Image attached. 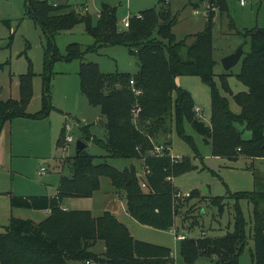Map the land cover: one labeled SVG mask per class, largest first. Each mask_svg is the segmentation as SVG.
<instances>
[{"label": "trees", "instance_id": "trees-1", "mask_svg": "<svg viewBox=\"0 0 264 264\" xmlns=\"http://www.w3.org/2000/svg\"><path fill=\"white\" fill-rule=\"evenodd\" d=\"M69 2L25 0L26 16L41 26L46 41L42 109L37 113L27 110L34 96L36 76L30 64L28 72L19 76L20 97L0 99V135L5 124L14 118H47L54 108L50 90L52 66L81 60V91L90 105L101 109L106 135L104 139L94 138L89 125L81 130L85 140L102 147L105 155H91L87 146L76 151L67 165L70 174L61 176L55 197H12L14 208L48 210L50 215L39 223L12 216L9 225L0 231V264H176L170 248L137 240L116 214L105 211L94 217L90 211L65 210L64 201L92 197L101 188V178L106 177L138 223L156 230H173L184 207L195 196H201L198 191L183 200L173 183L176 177L193 169L190 158H174L170 150L174 130L195 148L185 132V122L212 146L216 157L264 160V28L246 29L244 35L245 43L250 41V51L244 52L236 77L247 91L233 95L228 84L230 74L218 75L222 90L233 95L241 108L236 114L220 92L215 73L213 28L217 13L228 11V0H189L195 9L206 6V26L202 32L182 40L173 32L178 15L166 0L143 11L140 18H130L127 28L120 26L115 7L103 4L95 20L89 12L73 9ZM79 25L94 38V44L85 47L72 43L66 54H61L57 36ZM108 46L126 47L135 57L138 71L104 74L97 63L85 60L88 54L99 53ZM183 76L199 77L210 88V125L198 117L192 94L179 86ZM135 110H139L137 115ZM246 130L252 133L249 140L243 137ZM64 141L65 129L58 144L64 146ZM159 145L167 148L162 155L153 152ZM97 158L104 162L95 163ZM108 158L141 161L147 174L141 178V168L134 165L118 170L106 162ZM255 187L253 191L230 195L235 202L232 231L181 241L185 264H197L202 257L211 264H240L249 239L254 242L252 264H264V175H255ZM226 198L212 197L210 203L222 213ZM242 201L253 206L250 235ZM100 241L104 250L95 252Z\"/></svg>", "mask_w": 264, "mask_h": 264}, {"label": "rangeland", "instance_id": "rangeland-1", "mask_svg": "<svg viewBox=\"0 0 264 264\" xmlns=\"http://www.w3.org/2000/svg\"><path fill=\"white\" fill-rule=\"evenodd\" d=\"M86 0H72L73 9L85 12L77 7L85 4ZM159 0H87L89 14L96 17L102 4L117 7L119 22L140 16L147 9L156 7ZM172 11L178 15V23L173 32L178 40L202 32L206 26V15L196 14V9L189 0H166ZM65 3V0H62ZM228 11L218 12L213 28L214 56L217 60L215 67L216 82L220 92L228 98L231 110L239 114L241 108L235 102L233 95L247 91L236 75L242 67V60L226 71L222 60L235 53L240 47L244 52L250 51V41L245 43L246 29L264 28L263 0H248L241 6L240 0H228ZM204 8V7H202ZM95 19V18H94ZM94 38L89 35L83 25L72 31L61 33L56 38L61 54L65 55L69 44L79 43L83 46L93 45ZM45 38L41 26L26 16L25 0H0V99H18L19 76L28 72L30 64L34 73V96L28 107V112L37 113L42 109L44 95V48ZM86 61L97 63L104 74L131 73L138 71L136 59L124 46H108L99 53L88 54ZM81 60L72 62H57L52 66L50 90L52 106L50 115L45 119L14 118L6 123L0 135V231L8 226L13 217L31 219L39 223L46 215L43 211L26 208H14L12 197L54 196L58 191L61 174L69 175V160L76 154L77 142H87V152L94 156H104L105 151L93 141L85 140L81 130L89 125L94 138L104 139L105 128L100 127L101 109L90 105L81 91L79 76ZM229 73L228 84L233 95L222 90L218 75ZM179 86L188 90L194 99L196 108L202 111L203 122L211 124V94L210 88L196 76H183ZM195 108V109H196ZM104 120V119H103ZM66 127L65 137L71 135L73 142L68 149L58 144L62 129ZM243 130V126H238ZM7 129L6 139L2 135ZM185 132L193 139L195 148L183 140L174 130L170 136L171 155L175 158L188 157L193 169L173 180L184 200L187 193L201 192L194 197L190 204L184 207L176 219L174 233L186 234L189 238L202 235L217 237L232 231L234 228V205L231 194L243 191H253L255 175H264V161H253L244 157L231 159L213 155L212 146L187 122ZM10 135V138H9ZM243 137L251 139L252 133L245 131ZM161 141V138L159 139ZM163 140V139H162ZM12 146V158L7 156L8 144ZM85 142V143H86ZM65 145V142H64ZM65 162V163H64ZM104 160L97 158L95 163ZM106 162L118 170H124L132 165L140 168L142 162L131 159L108 158ZM253 165V166H252ZM45 173H41L42 169ZM142 178V177H141ZM109 178H101V188L90 198H72L64 201L68 210L90 211L94 217L103 215L105 211L116 214L121 222L126 224L132 235L140 241L157 244L170 248L176 264H185L180 252V244L176 234L171 231L156 230L138 223L128 216L122 199ZM212 197H227L225 209L210 203ZM122 200V202H120ZM193 206V207H192ZM241 209L248 221L247 233L252 228L253 206L247 201L240 203ZM194 217V219H193ZM193 219V220H192ZM198 221L192 222V221ZM196 223V224H194ZM196 225V226H195ZM195 226L193 229L190 227ZM104 243L98 242L95 252L103 249ZM254 242L249 244L240 258V264H252ZM71 264H83L72 262ZM197 264H211L210 260L202 257Z\"/></svg>", "mask_w": 264, "mask_h": 264}, {"label": "crops", "instance_id": "crops-1", "mask_svg": "<svg viewBox=\"0 0 264 264\" xmlns=\"http://www.w3.org/2000/svg\"><path fill=\"white\" fill-rule=\"evenodd\" d=\"M160 1V0H159ZM159 1H158V3L156 4V6H158V4H159ZM87 2V0L85 1V4H82L81 6L80 5H78L77 7H79L80 9H82V10H86V8H87V10H86V12H89V7H88V4L86 3ZM69 3H73L72 2V0H70V2ZM103 5V4H102ZM109 5V4H108ZM73 6V5H72ZM111 7H115L116 9H117V7L116 6H112V5H110ZM102 7V6H101ZM202 7H204V8H202V9H196V14H207L206 13V6L203 4L202 5ZM195 9V8H194ZM100 12H101V8H100V11H99V13H97L96 14V17H94L95 18V20H97V18L99 17V15H100ZM129 20H130V17L128 18ZM128 19H125V20H128ZM124 20V21H125ZM122 23H123V21L122 22H119V24H120V26H122ZM72 31V30H71ZM65 33V32H64ZM136 67H137V63H136ZM19 86V85H18ZM101 117H102V115H101ZM101 119H103V117L101 118ZM100 119V120H101ZM106 123V122H105ZM6 125V124H5ZM88 126V125H87ZM101 127V126H100ZM101 128H103V127H101ZM63 129H65L66 130V127H64ZM62 129V130H63ZM4 131H6V132H3V138H5L6 139V133L8 134V132H7V129H4ZM62 132V131H61ZM9 138H10V135H9ZM9 146H8V151H7V156H8V158H10V163H11V158H12V146H11V143L9 142V144H8ZM175 158V157H174ZM251 160V159H250ZM253 160V159H252ZM264 161V160H261V159H255V160H253V161ZM140 175L144 172L143 171V169H142V167L140 166ZM63 174H61V176H62ZM143 178V177H142ZM60 179H61V177H60ZM144 179V178H143ZM60 183V182H59ZM58 192V191H57ZM201 192H203V191H201ZM57 195V193L54 195V196H52V197H55ZM42 196H45V195H42ZM48 197H50V196H48ZM119 197V196H118ZM120 199H122L121 197H119ZM70 199H72V198H70ZM123 200V199H122ZM122 200L120 201V202H122ZM124 201V200H123ZM125 205H124V207L126 208L125 209V212H126V214L128 215V216H130L129 215V213L127 212V207H126V203H124ZM63 207H64V209L65 210H68V208H66V206L63 204ZM35 211H43V212H45L46 213V215L44 216V220L46 219V218H48L49 217V215H50V212L48 211V210H35ZM119 218V217H118ZM120 220V219H119ZM34 221V220H33ZM121 221V220H120ZM123 223V222H122ZM124 224V223H123ZM126 225V224H125ZM127 226V225H126ZM128 227V226H127ZM128 229L130 230V228L128 227ZM131 232V231H130ZM171 232L172 233H174V231L173 230H171ZM132 234V233H131ZM174 234H178V233H174ZM135 238V237H134ZM140 241V240H139ZM157 245V244H156ZM104 250V247H103V249H101L99 252H102Z\"/></svg>", "mask_w": 264, "mask_h": 264}, {"label": "built area", "instance_id": "built-area-1", "mask_svg": "<svg viewBox=\"0 0 264 264\" xmlns=\"http://www.w3.org/2000/svg\"><path fill=\"white\" fill-rule=\"evenodd\" d=\"M247 1L248 0H240L241 6H245L247 4ZM86 10H87V8H86ZM138 17L140 18L141 16H138ZM129 24H130L129 19L128 20H125L122 23V27L127 28V27H129ZM133 83L134 82L132 81L131 84H133ZM195 111H196L197 115H199L201 117L202 111L199 108H196ZM138 112H139V110H135V115H137ZM64 142H65V145L63 147L66 150V149L69 148L70 144L73 142V137L71 135H67L65 137V141ZM166 149L167 148L164 145H159V146H156L155 147V149H154L153 152H154V154L162 155L165 152ZM45 172H46V169L43 168L42 171H41V173H45ZM146 174H147V171H144L140 176L143 177V178H145V175ZM143 187H145V184L144 183H143ZM183 196L184 197H190V193H187V194H185ZM176 237H177V239L179 241L186 240L188 238V236L186 234H181V235L180 234H177ZM87 264H91V263H87Z\"/></svg>", "mask_w": 264, "mask_h": 264}, {"label": "water", "instance_id": "water-1", "mask_svg": "<svg viewBox=\"0 0 264 264\" xmlns=\"http://www.w3.org/2000/svg\"><path fill=\"white\" fill-rule=\"evenodd\" d=\"M244 55V50L242 47H240L235 53H232L228 56H226L223 60H222V63H223V66H224V69L226 71H229L230 69H232L233 67H235L239 62L240 60L242 59V56ZM100 123V126L105 128L106 127V123L103 119H101L99 121ZM87 146V144L83 141H78L77 142V152H79L80 150H83L85 149ZM203 192H208L205 191V190H202Z\"/></svg>", "mask_w": 264, "mask_h": 264}]
</instances>
